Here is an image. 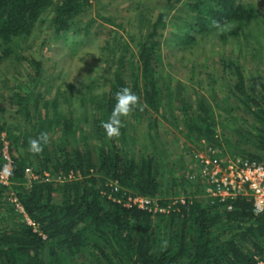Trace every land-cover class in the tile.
I'll use <instances>...</instances> for the list:
<instances>
[{"label":"trees","instance_id":"1","mask_svg":"<svg viewBox=\"0 0 264 264\" xmlns=\"http://www.w3.org/2000/svg\"><path fill=\"white\" fill-rule=\"evenodd\" d=\"M186 4L194 11L190 27L202 34L222 27L215 32L222 41L228 38L225 26L240 40L241 27L261 20V9L241 0H187ZM90 5L88 0H0V63L19 55L20 41L29 40L48 13L60 35L73 29L76 16ZM166 18L160 12L144 36L140 35L133 58L122 53L113 59L107 89L95 92V80L91 81L82 98L86 107L82 117L60 112L56 98L44 100L32 89L14 92L16 119L8 121L0 115V169L5 163L4 131L12 157L10 184L0 182V264H256L255 255L264 253V211L255 213L249 196L230 199L229 208V202L205 196L198 179L183 174L172 183L186 184L200 194L188 195L179 209L152 212L124 203L128 193L159 197L163 193V167L155 144L152 153L140 151L136 155L132 148L136 136L129 130H133L131 117L125 120L119 139L107 138L102 122L108 120L115 94L123 87L139 96L146 105L143 111L154 110L167 118L171 115L174 121L182 119L191 141L204 137L219 142L218 112L225 117L232 115L237 102L256 121L250 129L242 124L230 127L236 137L228 138L232 145L228 151L264 161V77L250 80L235 63L237 78L228 91L221 94L212 87L211 99L198 93L196 103L177 96L180 110L175 113L178 84L172 85L164 76L161 53L159 28ZM252 33L250 29L244 34L251 38ZM194 41L195 35L187 32L183 43ZM31 61L40 76L41 60ZM33 110L35 120L31 118ZM82 122L91 128L92 137ZM42 132L48 133L49 142L36 155L29 151V142ZM150 135L146 134L147 139L153 141ZM28 166L37 173L79 170L80 177L28 181ZM112 179L119 181L120 190L111 191ZM10 188L24 211L8 200L5 191ZM58 193L61 199L56 198ZM161 200L165 203L169 199Z\"/></svg>","mask_w":264,"mask_h":264},{"label":"rangeland","instance_id":"2","mask_svg":"<svg viewBox=\"0 0 264 264\" xmlns=\"http://www.w3.org/2000/svg\"><path fill=\"white\" fill-rule=\"evenodd\" d=\"M88 1L91 5L87 11L76 16L77 22L73 29L57 35L52 17L48 13L37 24L30 39L20 41L19 55L14 54L0 63V115L5 119H16L17 104L13 94L27 88L35 91L37 97L41 94L44 100L56 98L60 112L74 113L82 117L86 108L82 105V98L91 81L95 80V92L107 89L106 77L114 69L113 61L122 53L129 55L128 59L133 58L137 51L138 38L140 35L144 36L148 26L158 18L160 12L167 15L166 23L159 28L162 33L163 73L167 80L172 81V85L178 84L174 92L175 113L179 114L180 110V100L175 98L177 96H185L196 103L198 93H205L211 99L212 87L221 94L228 91L237 78L235 63L241 65L243 74L250 80L260 75L264 77V0H241L260 8L262 13L258 18L261 20H254L255 22L241 27L240 40L234 38L229 32L230 28L225 26L227 41L215 36L216 30H221L222 27L209 34L197 33L196 28L190 27L189 23L194 20V11L186 4L187 0ZM77 26L82 28L76 31L74 29ZM250 29L255 33H252L251 38L245 37V30ZM187 32L195 35L193 43H183ZM256 32L260 34L257 35ZM33 58L41 60L40 76L31 61ZM234 58L237 61H232ZM43 103L42 110L45 108ZM235 103L236 108L232 115L225 117L218 112L219 142L214 141L215 143L209 139L191 141L183 120L174 121L171 115L167 114V118L150 109L148 112L136 109L132 113L130 122L133 130H129L136 136V142L132 146L136 155L140 151L152 153V144L161 152L163 193L158 197L160 203L164 202L161 199L167 200L172 196L200 194L186 184L183 187L172 183L174 177L179 178L189 171H196L198 163L194 151L205 150L210 143L218 149L228 151V146H232L228 143V138L236 137L230 127L242 124L246 128H252L256 121L253 115L242 110L237 102L233 104ZM48 111L52 114L53 108L50 107ZM35 113L33 110V120ZM149 123L151 125L147 126ZM81 126L92 137L91 128L85 127V122ZM147 128L153 141L147 139ZM2 135L4 142L9 144L6 131ZM89 140L92 141L93 138ZM144 144L148 145L147 148ZM68 173L71 175L65 180L80 177L79 170L70 169ZM27 177L29 178V173ZM13 191L12 188L5 191L10 202L13 201ZM56 198L61 199V194L58 193Z\"/></svg>","mask_w":264,"mask_h":264},{"label":"built area","instance_id":"3","mask_svg":"<svg viewBox=\"0 0 264 264\" xmlns=\"http://www.w3.org/2000/svg\"><path fill=\"white\" fill-rule=\"evenodd\" d=\"M202 140L206 139L203 137ZM8 147L9 144L5 141L3 148L5 163L0 169V182L4 185L10 184V176H5L3 169L6 165L12 168V157ZM194 157L197 160L198 168L196 171H189L187 175L202 183L205 196L215 198L223 203L239 196H249L253 203V211L255 213L264 211V161L242 153L223 152L212 143L208 144L205 150L194 151ZM26 172L29 173V181L33 179L62 181L71 175V173L67 174L63 171L56 175L49 171L37 173L30 166L26 167ZM110 186L111 191H118L121 188L117 179H112ZM188 198L187 195L172 196L162 204L157 196L128 193L124 203L127 206L136 205L146 208L152 212L169 213L179 209V206L185 203ZM11 199L18 209L24 211L22 203L14 193H12ZM112 199L120 201V198L116 196H112ZM228 207H232L230 202ZM27 220L36 227V223L32 219L27 218ZM255 258L256 264H264V253L256 254Z\"/></svg>","mask_w":264,"mask_h":264},{"label":"clouds","instance_id":"4","mask_svg":"<svg viewBox=\"0 0 264 264\" xmlns=\"http://www.w3.org/2000/svg\"><path fill=\"white\" fill-rule=\"evenodd\" d=\"M146 105L141 104L139 96L134 93L131 88L123 87L115 94V104L107 121L102 122V127L108 139H119L121 136V129L125 126L124 122L131 114L139 109L144 110ZM49 142L47 132H42L36 138L29 142V151L33 154L42 153L44 146ZM5 176H11L12 169L7 165L3 169ZM166 245V242H165Z\"/></svg>","mask_w":264,"mask_h":264},{"label":"crops","instance_id":"5","mask_svg":"<svg viewBox=\"0 0 264 264\" xmlns=\"http://www.w3.org/2000/svg\"><path fill=\"white\" fill-rule=\"evenodd\" d=\"M202 193H203V191H202Z\"/></svg>","mask_w":264,"mask_h":264}]
</instances>
